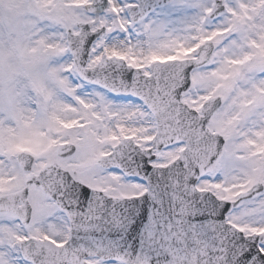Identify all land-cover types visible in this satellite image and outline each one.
Instances as JSON below:
<instances>
[{
    "label": "snow or ice",
    "instance_id": "1",
    "mask_svg": "<svg viewBox=\"0 0 264 264\" xmlns=\"http://www.w3.org/2000/svg\"><path fill=\"white\" fill-rule=\"evenodd\" d=\"M0 264H264V0H0Z\"/></svg>",
    "mask_w": 264,
    "mask_h": 264
}]
</instances>
